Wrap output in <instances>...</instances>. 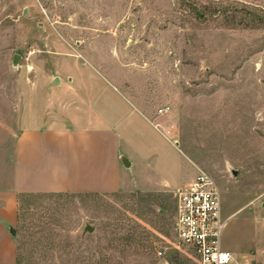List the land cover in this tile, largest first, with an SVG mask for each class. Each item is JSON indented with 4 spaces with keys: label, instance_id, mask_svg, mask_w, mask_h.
Masks as SVG:
<instances>
[{
    "label": "rangeland",
    "instance_id": "374dc122",
    "mask_svg": "<svg viewBox=\"0 0 264 264\" xmlns=\"http://www.w3.org/2000/svg\"><path fill=\"white\" fill-rule=\"evenodd\" d=\"M26 90L39 105L125 95L148 122L121 127L136 153L118 191L21 198L18 264H195L175 195L199 171L221 195L223 249L264 264V0H0L7 161Z\"/></svg>",
    "mask_w": 264,
    "mask_h": 264
},
{
    "label": "crops",
    "instance_id": "0c3cea01",
    "mask_svg": "<svg viewBox=\"0 0 264 264\" xmlns=\"http://www.w3.org/2000/svg\"><path fill=\"white\" fill-rule=\"evenodd\" d=\"M75 95L78 103L50 105H39L33 90L16 96L11 160L0 158V264H18L15 229L22 197L104 194L122 187L123 160L136 152L121 127L127 120H148L125 95L98 99L100 104ZM83 107L88 114L81 115Z\"/></svg>",
    "mask_w": 264,
    "mask_h": 264
},
{
    "label": "built area",
    "instance_id": "2783aa9c",
    "mask_svg": "<svg viewBox=\"0 0 264 264\" xmlns=\"http://www.w3.org/2000/svg\"><path fill=\"white\" fill-rule=\"evenodd\" d=\"M175 199V241L191 252L195 264H258L223 249L221 195L208 174L199 171Z\"/></svg>",
    "mask_w": 264,
    "mask_h": 264
},
{
    "label": "water",
    "instance_id": "95a60500",
    "mask_svg": "<svg viewBox=\"0 0 264 264\" xmlns=\"http://www.w3.org/2000/svg\"><path fill=\"white\" fill-rule=\"evenodd\" d=\"M17 62V58H16V56L13 58V63L15 64ZM56 83H58V78H55L54 79V81H53V84H56ZM123 164H124V166H126V167H128L129 166V162L127 161V160H123ZM231 174L233 175V176H235L236 175V171L235 170H231Z\"/></svg>",
    "mask_w": 264,
    "mask_h": 264
}]
</instances>
